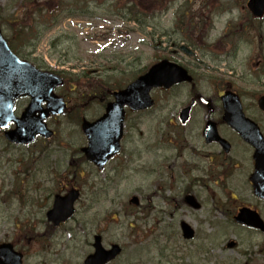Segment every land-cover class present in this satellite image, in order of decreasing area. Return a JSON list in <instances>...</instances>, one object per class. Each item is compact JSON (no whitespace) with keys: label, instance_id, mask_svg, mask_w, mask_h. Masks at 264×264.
<instances>
[{"label":"rangeland","instance_id":"rangeland-1","mask_svg":"<svg viewBox=\"0 0 264 264\" xmlns=\"http://www.w3.org/2000/svg\"><path fill=\"white\" fill-rule=\"evenodd\" d=\"M9 1L13 3V0H0V9L9 5ZM34 1L49 8V0ZM27 2L17 0L9 9V15H12L10 20H14L15 24L20 21L19 11L25 13ZM234 4H238L240 9L245 6L244 0H234ZM106 5L110 3L104 0L90 2L85 13L79 12L78 17L63 20L38 41L36 51L29 60L49 71L63 70L80 76L89 73L101 81L110 80L108 77L111 76L112 80H131L132 75L147 69L156 55L165 54V51H161L163 46L160 50H153V47L158 45V36L162 31L172 33L171 23L175 22V12L183 1L169 6L167 14L157 11L149 16L151 19L147 23L156 30L153 37L147 34L148 31L142 32L139 25L125 21L119 10L109 11ZM199 5L195 3L192 7L199 10ZM238 13V10L233 11L234 16ZM229 19V14H225L216 20L219 22L216 24L217 33L221 32ZM174 37L180 36L175 32ZM248 53L247 47L242 48L238 62L246 59ZM241 63L246 64L245 61ZM72 79L85 89L89 88V84ZM174 93H178L179 101L183 100L181 91ZM57 94L65 99L69 97L71 102L63 116L47 122L48 127L56 132L52 140H37L29 147H19L8 144L0 133V243L10 242L27 249L29 257L26 264H80L86 253L90 252L87 243L94 234L104 238V246L115 242L122 247L123 254L117 264H236V259L241 261L234 253L237 251L229 248L228 244L235 241L243 248L246 245L245 235L229 232L220 235L223 232L220 225L217 229L212 228L213 221L222 223L224 220L219 214L211 216L213 207L208 193L204 195L199 192L201 201L205 202L201 210L187 213L183 208L179 216L164 218L157 230H154L155 225L151 222H136L132 217H125L123 205L128 204L134 196L140 198L146 194L154 178L150 171L151 168L155 169V155L145 143L151 137H158L159 129H164L160 125L161 105L156 104L149 112L129 117L125 125V137L144 139L141 158L147 170L144 173L133 168L125 170L119 165L120 157L99 173L89 164L79 162L80 155L71 156L73 150L85 146V140L77 129L79 118L71 116L78 105L68 88L58 89ZM172 95L169 93L170 98ZM153 97L161 100L168 95L155 91ZM27 103V99L18 101L15 114L19 115ZM89 108L84 111L87 119H94L102 112L97 105ZM131 148L126 146L127 151ZM162 154L168 155L165 152ZM72 163L77 167V175L72 174ZM52 168L57 169L61 178L55 184L45 186L40 172ZM70 186L79 190L81 195L76 214L61 229L46 235L44 215L51 207L52 198L43 199V194L49 190L62 194ZM6 193H9L8 200L3 202ZM129 209L133 211L132 206ZM181 221L195 230L193 240L182 239L179 229ZM17 224L20 225L19 229H24L21 235L26 236L25 242L15 240ZM163 231L166 233L163 234Z\"/></svg>","mask_w":264,"mask_h":264},{"label":"flooded vegetation","instance_id":"flooded-vegetation-1","mask_svg":"<svg viewBox=\"0 0 264 264\" xmlns=\"http://www.w3.org/2000/svg\"><path fill=\"white\" fill-rule=\"evenodd\" d=\"M204 14L200 12L193 18ZM214 24L183 23V44L193 54L179 52V47L175 48L172 43L174 39H169L170 53L162 58L181 66L190 80L165 91L181 90L183 100L178 102V96L173 95L174 101L170 98L162 103L160 125L164 129H159L158 137H151L145 143L155 155V169L151 168L154 178L149 186L151 191L148 189L139 198L137 214L144 215L142 212L149 210L148 218L156 223L166 217L173 219L183 208L187 213L201 210L205 202L201 201L199 192L208 193L213 207L211 216L219 214L224 220L222 223L213 221L212 228L220 225L224 234L245 235L243 248L235 241L228 245L241 259H236L235 263L264 264V198L254 194V148L241 138L255 137L254 126L264 143V20L257 22L245 15L235 22L225 23L221 36L204 38L205 30L215 31ZM242 42L249 44L244 65L243 61H237L238 46ZM159 60L161 58L156 62ZM225 106L232 126L225 120ZM188 107V121L180 125L178 114ZM143 141V137H122L120 153L112 161L122 157L121 165L144 170ZM127 145L132 147L128 151ZM40 173L45 186L61 178L56 168ZM262 182L264 185V179ZM53 194L56 192L45 191L43 199ZM240 216L244 221L241 224L236 221ZM14 237L17 242L26 240L20 232ZM13 247L21 254L22 264H26L29 251Z\"/></svg>","mask_w":264,"mask_h":264},{"label":"water","instance_id":"water-1","mask_svg":"<svg viewBox=\"0 0 264 264\" xmlns=\"http://www.w3.org/2000/svg\"><path fill=\"white\" fill-rule=\"evenodd\" d=\"M264 0H250L248 9L254 16H261ZM165 62L152 66L144 75L137 78L124 90L115 92L114 102L107 105L105 114L93 123L83 122L81 129L87 138L88 147L82 150L87 161L102 169L106 162L118 151V140L122 134L123 107L132 110L148 108L152 105L149 93L153 88H169L174 84L187 81L185 72L180 68L169 69ZM62 80L49 72L37 70L28 62L19 61L8 50L5 41L0 36V130H5L10 123L13 130L4 131L3 136L11 143L28 144L37 135L48 138L52 135L46 129L44 120L50 115H60L65 105L53 93ZM27 96L30 101L19 118L13 115V105L16 99ZM45 108H42V104ZM187 112H185L186 114ZM182 123L185 121L181 113ZM249 142L250 138L243 137ZM256 172L253 182L256 195L262 196L261 174L264 172V148L259 140L255 145ZM78 198L76 191H71L64 198H55L52 209L46 214L47 221L54 226L66 222L73 214V204ZM135 204L136 200H132ZM246 214V211L242 212ZM244 222L242 216L237 220ZM184 239L193 236L192 230L182 224ZM114 246L110 251H104L95 244V253L87 257L84 264H104L118 254ZM0 264H20L19 256L14 255L9 245L0 247Z\"/></svg>","mask_w":264,"mask_h":264},{"label":"trees","instance_id":"trees-1","mask_svg":"<svg viewBox=\"0 0 264 264\" xmlns=\"http://www.w3.org/2000/svg\"><path fill=\"white\" fill-rule=\"evenodd\" d=\"M153 0H125L124 5L129 6V4L134 5L138 7L139 11H127L126 15L129 20L136 21L138 20V16L140 15L142 17V20L144 21L145 15V6L151 5ZM59 4H56V7H53L50 11H44L42 10L43 7L41 4H36L34 0H28V2L25 5V14L19 11V13L23 15V17H29L30 19L33 16V12H35L34 16L36 15L39 19V24L34 25L37 27V30L34 29L33 24L30 26H22V20L21 19L18 23L15 24L14 20H10L12 15H4L3 11L0 10V27L1 26H7L8 30V43L11 45V48L17 52H21L26 48L33 49L39 38L48 30H50L52 27L57 25L62 16H72L71 9L68 8L67 13L64 11L63 8L58 7ZM34 17L31 19V23H34ZM137 22V21H136ZM30 54V53H29ZM72 81L71 79H69ZM115 88H118L120 86L114 85ZM101 90H104V88L101 86ZM104 92L100 91L101 95L100 98L103 96ZM81 114V113H80ZM76 172V171H75Z\"/></svg>","mask_w":264,"mask_h":264}]
</instances>
